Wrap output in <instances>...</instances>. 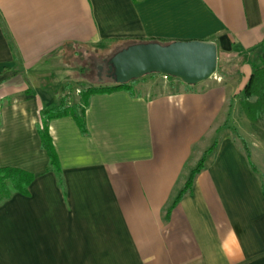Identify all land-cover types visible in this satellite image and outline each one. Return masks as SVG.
<instances>
[{"label":"crops","instance_id":"crops-1","mask_svg":"<svg viewBox=\"0 0 264 264\" xmlns=\"http://www.w3.org/2000/svg\"><path fill=\"white\" fill-rule=\"evenodd\" d=\"M190 41L217 45V80L186 91L154 75L135 95L70 97L90 87L74 66L84 52ZM263 43L264 0H0V169L33 176L0 205V264H264V148L250 161L226 127ZM63 100L85 108V131L49 122L60 184L38 127Z\"/></svg>","mask_w":264,"mask_h":264},{"label":"trees","instance_id":"trees-1","mask_svg":"<svg viewBox=\"0 0 264 264\" xmlns=\"http://www.w3.org/2000/svg\"><path fill=\"white\" fill-rule=\"evenodd\" d=\"M259 52L264 51V43L259 47ZM219 69H223V65L219 64ZM136 80L125 85H109V86H92L81 92L84 100L83 104L87 103L88 99L94 94H109L118 90H125L131 95L136 94V87L142 80ZM169 80H176L168 77ZM184 84V83H183ZM186 91H193L196 86L185 85ZM240 107L249 121L251 127L256 132H261L260 126L264 122V61L254 64L252 74L247 85L244 87L240 94ZM82 105L69 106L67 100L61 101L59 104L50 107L41 112V123L39 128V135L42 142V148L47 152L49 157L48 171L54 172L60 184H62L61 166L58 155L55 151L52 139L49 134V122L53 119L63 118L66 116H72L76 119L82 132L85 131V108ZM244 150L251 161V153L245 142ZM215 145L212 146L203 156L202 160L198 163L197 167L191 172L188 180L186 181L184 188L175 196L172 204L166 212V216L169 217L170 213L180 203V201L186 195L192 192V186L194 179L205 167L207 157L213 152ZM253 165V164H252ZM254 167V166H253ZM255 169V167H254ZM33 176L17 169H0V205L11 199L14 194L26 193L30 184L32 183Z\"/></svg>","mask_w":264,"mask_h":264},{"label":"water","instance_id":"water-1","mask_svg":"<svg viewBox=\"0 0 264 264\" xmlns=\"http://www.w3.org/2000/svg\"><path fill=\"white\" fill-rule=\"evenodd\" d=\"M108 65L114 85L160 75L198 86L217 75L218 48L213 42L201 41L138 43L116 53Z\"/></svg>","mask_w":264,"mask_h":264},{"label":"rangeland","instance_id":"rangeland-1","mask_svg":"<svg viewBox=\"0 0 264 264\" xmlns=\"http://www.w3.org/2000/svg\"><path fill=\"white\" fill-rule=\"evenodd\" d=\"M119 51H121V50L119 48L115 47V48H109L107 50L98 51V52L93 50L92 53L84 52L83 54H81L82 56L81 55L77 56V60H74L75 61L74 66L76 67V70L78 71V73L81 69L85 70V72H86L85 79L87 81V82H85V85L87 84V86H90V87L91 86L95 87V86L113 85L112 80L109 77L105 76V74H103L102 71L100 72L99 67L103 68L106 64H108V62L111 60V58L116 53H118ZM237 63H238V61H237ZM236 70H238L237 65H235L232 68V72H234ZM99 73L103 74V76H99ZM150 76H154V75H150ZM150 76H147V77H150ZM147 77H145L146 80H147ZM79 78H82V77H79ZM214 79L217 80V75L215 76ZM78 83L75 84V86H72V90H71V96L70 97H71V99H73L74 102L76 100L75 94H79L88 88V87L82 88L80 86V84H78ZM236 111L237 112L235 115V119H233L232 121L226 122L227 130L231 131L232 136L236 139V141L238 142V144L242 148H244L243 142H245V144L247 145L249 150H251V144L254 141H256L258 143L257 145H260V144L263 145V148H264V131H261V132L255 131L256 133L252 134V135H254L255 138H251L248 135H246L249 133V132H247L249 129L245 128V125L240 120V118H243V115H240L241 113H240V107L239 106H236ZM261 128L264 130V122L261 124L260 130H261ZM260 134H262V135L260 136ZM256 166L254 165L255 169L258 171V173L260 174L262 179H264V168L260 165V163L258 164L257 168H256Z\"/></svg>","mask_w":264,"mask_h":264},{"label":"flooded vegetation","instance_id":"flooded-vegetation-1","mask_svg":"<svg viewBox=\"0 0 264 264\" xmlns=\"http://www.w3.org/2000/svg\"><path fill=\"white\" fill-rule=\"evenodd\" d=\"M108 64H106L103 68L101 67H99V70H100V72L102 71L103 72V74H105V76H107V77H109L110 78V74H109V68H108ZM103 74H101V73H99V76H103Z\"/></svg>","mask_w":264,"mask_h":264}]
</instances>
